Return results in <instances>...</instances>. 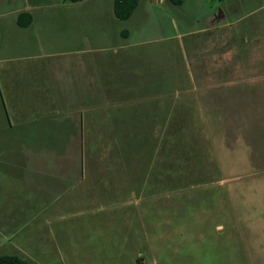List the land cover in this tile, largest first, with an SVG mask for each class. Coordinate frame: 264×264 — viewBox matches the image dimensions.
I'll list each match as a JSON object with an SVG mask.
<instances>
[{
  "label": "crops",
  "instance_id": "1",
  "mask_svg": "<svg viewBox=\"0 0 264 264\" xmlns=\"http://www.w3.org/2000/svg\"><path fill=\"white\" fill-rule=\"evenodd\" d=\"M169 7L176 8L188 21L198 23L200 17L205 21L204 26L191 31L205 33L203 67L217 77L226 74L222 80L210 78L209 89L236 83L228 80L232 73L244 74L232 77L237 84L264 77V44L261 60L224 59L228 38L236 47L246 45L248 38L256 47L264 42V0H138L126 19L114 16L112 0H0L1 177L26 182L29 197H34L38 189L40 197H45L44 204L53 180L64 189L81 184L82 190L84 180H106L107 176L114 179L121 174L140 182L134 185V193L145 191V167L153 164L154 154L147 157L143 150L174 147L175 134L182 125L180 110L184 113L194 107L204 108L202 100L211 112L217 100L204 94L181 96L177 89H171L177 84L174 80L164 83L160 78L143 77L141 70L146 66L138 60L139 50H134L131 59V47L150 41L148 34L162 41L179 33H148L146 27L131 30L123 24L117 26L116 21L132 19L136 26L152 19L162 20L155 15L166 14L164 9ZM22 12L31 14L29 25H19L18 21L24 19ZM249 17L253 19L244 30L234 28ZM113 37L122 43H108ZM120 53L122 60L116 59ZM44 57L48 60L43 62ZM162 84L164 89L159 87ZM233 114L240 118L252 116L246 109ZM204 116L218 117L217 126L226 131L225 115L217 112ZM53 138L63 149L73 148L74 156L67 153L53 158L49 151L55 144ZM85 148L93 153L97 148L108 149L111 155L86 157ZM36 207L28 203V211L33 214ZM51 210L48 204L38 212ZM24 212L17 207L13 210V206L0 208V233L4 237L19 235L36 221V215L30 220L25 217L29 220L24 225L27 228L14 231ZM134 260L141 264V253Z\"/></svg>",
  "mask_w": 264,
  "mask_h": 264
},
{
  "label": "rangeland",
  "instance_id": "2",
  "mask_svg": "<svg viewBox=\"0 0 264 264\" xmlns=\"http://www.w3.org/2000/svg\"><path fill=\"white\" fill-rule=\"evenodd\" d=\"M176 10L169 7L164 9L166 14L155 15L162 20L136 26L132 19L118 20L116 25L131 30L146 27L148 33L178 31L179 36L162 41L148 34L150 41L131 47V59L134 50H139L138 60L146 66L141 70L143 77L160 78L164 83L172 79L177 84L171 89L181 96L210 95L217 99L216 107L212 105L209 112L206 102L200 100L204 108L180 110L183 126L175 134L176 145L143 150L147 157L154 154V160L145 167L148 176L141 195L134 193V185L140 182L116 174L114 179L84 180L82 190L81 184L64 189L53 180L44 204L38 189L29 197L26 182L0 176V208L25 211L13 230L27 228L24 225L30 216L37 217L19 235L8 239L0 233V254L16 252L28 264H136L138 253L143 256L141 264H264V77L237 84L235 78L244 74L232 73L228 80L236 83L209 89L210 78L222 80L226 74L217 77L203 67L205 33L191 31L205 21L201 17L198 23L188 21ZM252 19H244L234 28L244 30ZM116 38L108 43L121 44ZM229 41L226 61L262 59L264 42L256 47L248 38L246 45L236 47ZM116 59L122 60V54ZM239 109L252 116H234ZM217 112L226 116V131L217 126L218 117L204 116ZM52 140L55 144L49 151L53 158L67 153L74 156L73 148L63 149ZM106 150L97 148L93 153L85 148L83 156L105 158L111 155ZM28 203L37 206L35 214L28 211ZM48 204L51 212H38Z\"/></svg>",
  "mask_w": 264,
  "mask_h": 264
},
{
  "label": "trees",
  "instance_id": "3",
  "mask_svg": "<svg viewBox=\"0 0 264 264\" xmlns=\"http://www.w3.org/2000/svg\"><path fill=\"white\" fill-rule=\"evenodd\" d=\"M137 3L138 0H112V11L114 16L118 19L128 18ZM20 15L24 17V19L18 21L19 25L25 26L31 23L32 16L29 12H22ZM0 264H28V262L26 259L16 254H0Z\"/></svg>",
  "mask_w": 264,
  "mask_h": 264
}]
</instances>
